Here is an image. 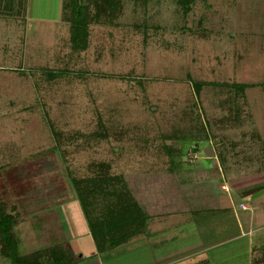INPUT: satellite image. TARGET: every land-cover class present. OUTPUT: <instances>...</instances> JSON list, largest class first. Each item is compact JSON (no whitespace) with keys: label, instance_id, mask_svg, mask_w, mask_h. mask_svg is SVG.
<instances>
[{"label":"rangeland","instance_id":"1","mask_svg":"<svg viewBox=\"0 0 264 264\" xmlns=\"http://www.w3.org/2000/svg\"><path fill=\"white\" fill-rule=\"evenodd\" d=\"M183 1L90 2L99 14L75 50L64 0H0V187L24 216L22 250L44 238L28 208L39 192L70 199L71 177L102 167L148 209L142 236H157L101 250L81 203L60 202L76 264L198 249L247 264L264 235V0Z\"/></svg>","mask_w":264,"mask_h":264},{"label":"trees","instance_id":"2","mask_svg":"<svg viewBox=\"0 0 264 264\" xmlns=\"http://www.w3.org/2000/svg\"><path fill=\"white\" fill-rule=\"evenodd\" d=\"M18 1L25 5V0ZM178 1L184 3L183 0ZM90 2H95L99 8L103 4L111 6L110 8L114 6V0H64L63 3L64 17L71 23L70 38L75 50L86 48L88 26L94 16L99 14L96 10L91 14ZM71 178L77 198L91 219L94 239L99 249L127 242L144 231L149 211L133 198L126 186L119 185L118 176L105 173L101 167L92 177ZM98 200L104 202L105 210L101 213L96 212L95 208ZM19 215L15 203H9L4 198L0 187V250L3 256L9 258L12 264H72L71 254L65 252L61 245L37 250L29 255L20 254L15 229Z\"/></svg>","mask_w":264,"mask_h":264},{"label":"crops","instance_id":"3","mask_svg":"<svg viewBox=\"0 0 264 264\" xmlns=\"http://www.w3.org/2000/svg\"><path fill=\"white\" fill-rule=\"evenodd\" d=\"M39 196L44 197L43 199H41V202H36L35 204H29L28 208L34 206L37 209L33 208V211H37V210L39 211V214H37V215H38V220L41 223L43 230H44V238L40 241L33 240L32 245H34V246H32V249L22 250V248L24 247L25 241L23 240V238L20 235L17 236V237H19L18 238L19 253L23 254V255H29V254L34 253L37 250H44V249H48V248H53L57 245L58 246L61 245V247L65 249L64 250L65 252H68L69 254H71V259H72L71 263L76 264L77 262H75V259H76V256H79V254H76L74 251H72L71 245L69 244L70 243L69 240H71L72 237L75 236V230L73 229V228H75V226H74V224L69 225L65 221V215H64L63 210H58V214H56L53 212L54 209H52L55 207V205H56L55 208H59V206H58L59 203L64 202V201L66 203L75 202L79 206L80 203H78L79 200L77 198L76 192H75L74 196L70 199H67L66 197L61 198L58 196V193H56V192H55V195L52 193V196H51L50 192H49V196L43 195L42 192H39ZM44 200H46V201L44 202ZM15 205H16V207H18L16 203H15ZM48 205H50V206H48ZM240 205H242V204H240ZM49 207H51V208L47 209ZM226 208L230 209L229 206H226ZM18 212H19V214L21 213V211L19 209H18ZM84 216H85V214H84ZM57 219H59L63 225L62 224H61V226L57 225L56 224ZM24 224H25L24 223V216L21 213L19 215V218H18L17 223H16V228H15L16 233H18V234L21 233V229H22V226ZM86 227H87L86 231H88L89 238L92 239L93 236L91 237V229H90L89 225ZM142 235L143 234L140 233L138 235L133 236L131 239H129L126 242V244L130 243V244L135 245V243H138L139 241L143 240L142 238H147V236L150 237V239H148L150 241L151 238L155 237L154 235L157 236V233H153L151 235L150 234L144 235V236H142ZM263 238H264V235L256 236V237L251 236L249 238L248 247L246 248V252H247L246 258L244 259V262L246 261L247 264H264V250H261V251L253 250V244L259 243V242H255V241L256 240L262 241ZM93 242H94L95 246H97L95 239H93ZM263 242H261V243H263ZM250 244H251V247H250ZM192 252L193 251H189L188 253L177 258V259H182V260H179L180 262H176L175 260L172 261L171 258H168L166 261L164 260V261L159 262L157 264H173V263L174 264H177V263L182 264V262L184 260H187V263H184V264H191L194 260H195L194 261L195 264H209L210 263V255H207L206 252L203 251V249H202V251L199 249L197 250V256L192 254ZM80 256L82 257L83 254H80ZM154 257H155V255H154ZM219 257H220V254H218V253L211 254V258H212L213 263ZM1 258H4V256L3 257L0 256V264L2 263ZM8 261H9L8 264H12L10 260H8ZM216 264H219V263H216Z\"/></svg>","mask_w":264,"mask_h":264}]
</instances>
